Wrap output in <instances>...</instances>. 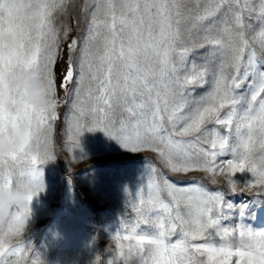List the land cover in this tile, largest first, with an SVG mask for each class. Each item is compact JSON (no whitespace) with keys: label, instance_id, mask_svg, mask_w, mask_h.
I'll return each mask as SVG.
<instances>
[{"label":"snow or ice","instance_id":"6c2138e0","mask_svg":"<svg viewBox=\"0 0 264 264\" xmlns=\"http://www.w3.org/2000/svg\"><path fill=\"white\" fill-rule=\"evenodd\" d=\"M33 73L47 83L46 107L16 83ZM19 121L27 131L0 155V188L32 192L0 221V264H43L27 224L61 122L75 162L80 137L97 129L154 153L111 256L92 264H264V230L221 224L233 208L221 189L264 196V0H0V135ZM190 172L199 183L170 178Z\"/></svg>","mask_w":264,"mask_h":264},{"label":"rangeland","instance_id":"374dc122","mask_svg":"<svg viewBox=\"0 0 264 264\" xmlns=\"http://www.w3.org/2000/svg\"><path fill=\"white\" fill-rule=\"evenodd\" d=\"M71 12V23L75 25L78 9ZM64 111L60 109L61 116ZM61 127L62 122L57 125V157L40 165L45 187L31 202L26 237L33 243L35 258L43 264H92L96 255L106 261L111 256L106 249L114 250L111 235L119 228L128 202L135 200L136 193L146 184L148 163L155 162L154 153L125 149L97 129L82 134V151L73 150L78 158L75 162L71 153L61 146ZM82 156L85 158L79 159ZM202 176L203 173L190 172L170 178L179 186H188L194 182L189 177L198 178L195 182L199 183ZM235 178L243 183L252 176L245 171L237 173ZM203 184L212 191L217 190L207 179ZM221 190L226 201L233 205L229 210L232 215L222 219V225L242 222L253 229L264 230V196ZM244 204L248 205L247 209L241 208ZM242 210L243 216L239 215ZM126 211L131 218V209ZM213 238L219 241L218 237Z\"/></svg>","mask_w":264,"mask_h":264},{"label":"clouds","instance_id":"9594fccd","mask_svg":"<svg viewBox=\"0 0 264 264\" xmlns=\"http://www.w3.org/2000/svg\"><path fill=\"white\" fill-rule=\"evenodd\" d=\"M27 93L29 103L46 107L49 103L48 86L46 81L39 74H30L16 82ZM27 131V125L23 121L16 123L14 127L0 135V155H5L13 151ZM42 140V136H41ZM43 144L38 141L33 146V150H42ZM32 187L27 182L13 183L11 187L0 188V221L7 222L12 211L19 205H23Z\"/></svg>","mask_w":264,"mask_h":264},{"label":"trees","instance_id":"16d2710c","mask_svg":"<svg viewBox=\"0 0 264 264\" xmlns=\"http://www.w3.org/2000/svg\"><path fill=\"white\" fill-rule=\"evenodd\" d=\"M57 83H58V86H59V72H58V81H57Z\"/></svg>","mask_w":264,"mask_h":264}]
</instances>
